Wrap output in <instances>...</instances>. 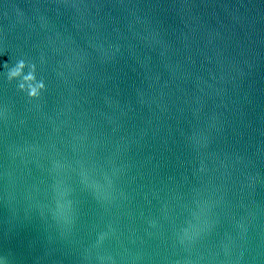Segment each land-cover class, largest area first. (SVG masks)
<instances>
[{
    "label": "water",
    "instance_id": "obj_1",
    "mask_svg": "<svg viewBox=\"0 0 264 264\" xmlns=\"http://www.w3.org/2000/svg\"><path fill=\"white\" fill-rule=\"evenodd\" d=\"M0 264H264V0H0Z\"/></svg>",
    "mask_w": 264,
    "mask_h": 264
}]
</instances>
